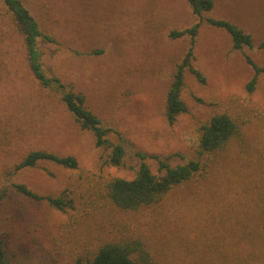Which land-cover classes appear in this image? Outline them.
I'll list each match as a JSON object with an SVG mask.
<instances>
[{
	"label": "rangeland",
	"instance_id": "obj_1",
	"mask_svg": "<svg viewBox=\"0 0 264 264\" xmlns=\"http://www.w3.org/2000/svg\"><path fill=\"white\" fill-rule=\"evenodd\" d=\"M37 23L36 48L47 77L84 95L110 141L122 143V165H105L107 151L81 129L53 90L35 79L23 37L0 0V238L4 264H86L97 247L139 238L160 264H222L221 252L239 249L241 221L264 209V0H213L194 15L185 0H20ZM223 19L252 38L234 50L229 34L206 23ZM199 23L180 99L186 110L169 122L165 100L175 66ZM239 127L236 139L216 156L202 182L173 188L162 200L125 211L103 199L114 177L130 179L140 159L153 174L159 161L171 166L201 159L200 127L216 114ZM241 143V145L239 144ZM73 156L75 169L50 161L17 168L31 151ZM205 160V158H203ZM23 184L41 196L61 197L60 210L19 193ZM228 223L240 228L232 231ZM233 235V237H232ZM235 247H231V241Z\"/></svg>",
	"mask_w": 264,
	"mask_h": 264
},
{
	"label": "trees",
	"instance_id": "obj_2",
	"mask_svg": "<svg viewBox=\"0 0 264 264\" xmlns=\"http://www.w3.org/2000/svg\"><path fill=\"white\" fill-rule=\"evenodd\" d=\"M12 13L13 20L19 33L23 37L27 52L29 67L38 83L47 89L53 90L59 95L61 104L71 114L79 127L88 130L94 137L96 147L107 151L104 159L105 165L115 167L121 166L125 157L123 144L114 143L109 140L110 128L102 126L99 118L85 106L84 95L80 92L68 89L57 77H47L39 61L40 53L36 48V39L40 35L37 23L28 10L21 4L20 0H4ZM192 13L201 17L203 12H209L213 8V0H185ZM206 23L225 30L232 41L234 50L246 46L252 47V38L236 24L227 20L206 18ZM199 23L191 27L171 31L169 38L176 39L187 35L190 38V45L182 60L176 64L171 83L168 87L165 100V114L169 122L185 112L186 108L180 99V91L183 86V73L187 69L195 75L199 81H203L201 73L191 64L194 38L197 34ZM246 62L254 70V76L247 84L248 91L253 89L258 73H264V69L256 65L249 57ZM241 142L242 136L237 121L228 114H216L206 124L200 127V150L202 157L198 160H189L183 164L171 166L165 161H159V173L153 174L146 163L141 161L143 155L137 153L140 159L134 176L130 179L114 177L105 185L103 199H107L113 206L125 211H137L142 208L159 203L162 198L173 188L191 182H202L210 172L214 158L226 151L233 140ZM241 145V143H239ZM205 158V160H203ZM39 161H50L64 168L75 169L76 159L73 156H59L43 150L29 152L17 165V168L34 167ZM15 189L36 201L45 200L50 206L64 210L69 203L61 197L41 196L29 190L23 184L14 185ZM264 215V209L260 211ZM239 237V249L228 253L221 252L222 264H264V217L258 216V220L246 217L241 223ZM232 231L240 227L234 223H228ZM233 237V235H232ZM231 247H235L231 241ZM3 241L0 238V264H4ZM74 264H80L77 260ZM86 264H160L151 255L148 246L139 238H121L116 241H109L97 247L96 251L87 259Z\"/></svg>",
	"mask_w": 264,
	"mask_h": 264
}]
</instances>
